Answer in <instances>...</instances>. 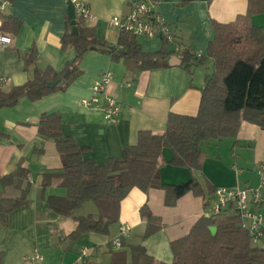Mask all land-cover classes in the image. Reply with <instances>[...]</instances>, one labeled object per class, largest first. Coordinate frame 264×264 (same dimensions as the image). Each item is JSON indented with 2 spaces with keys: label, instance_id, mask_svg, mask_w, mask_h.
<instances>
[{
  "label": "crops",
  "instance_id": "0c3cea01",
  "mask_svg": "<svg viewBox=\"0 0 264 264\" xmlns=\"http://www.w3.org/2000/svg\"><path fill=\"white\" fill-rule=\"evenodd\" d=\"M91 11L94 28L103 42L117 46L120 32L110 27L113 18H125L140 0H84ZM156 11L175 34L178 48L168 59L167 68L151 71H128L123 60L110 54L89 52L80 65L82 76L64 92L52 93L38 101L22 99L12 108H0V176L14 173L20 162L27 160L32 184L29 205L8 216L6 225L0 220V264H27L25 257L37 249L43 255L41 264H75L83 247L91 250L85 264H113L119 250L114 241L122 227L129 229L126 246L141 243L146 223L140 210L147 205L160 218L164 228L144 245L156 263L171 264V243L188 235L196 222L205 216L204 200L187 194L174 207L165 204L164 190L144 193L133 190L121 204L120 222L110 236L84 235L85 243L74 253L61 250V244L77 228L71 217H61L47 209L41 190V177L49 170L62 168V160L53 141H45L42 156L33 155L41 146L38 126L42 115L62 116V134L87 149L84 158L104 164L119 159L126 147L137 143L141 131L164 134L170 113L195 116L200 107L206 79L214 72V61L208 57L214 40V24H229L247 12L248 0H150ZM70 0H11L8 16L16 18L20 27L12 35L13 44L0 51V77L7 78L10 89L25 85L33 77L27 58L33 48L39 54L38 66L62 72L76 58L74 49L63 50L62 38L67 32ZM253 25L264 30V14L252 18ZM145 53L161 51V39H138ZM189 50L194 59L183 64L180 53ZM185 66H188L186 68ZM113 74L107 94L122 103L116 124L105 120L102 110L87 108L83 99L91 97V87L105 73ZM5 89V90H6ZM206 154L200 172L169 164L171 149H165L161 181L166 186H179L196 178L202 187L248 188L258 185L256 169L264 164V131L243 122L236 139L205 142ZM47 195L64 196L63 189H49ZM212 205V202H211ZM95 213V212H91ZM70 240V239H69ZM71 241V240H70ZM123 241V240H122ZM78 242V241H72ZM113 251V253H112ZM130 259L128 258V263Z\"/></svg>",
  "mask_w": 264,
  "mask_h": 264
},
{
  "label": "trees",
  "instance_id": "16d2710c",
  "mask_svg": "<svg viewBox=\"0 0 264 264\" xmlns=\"http://www.w3.org/2000/svg\"><path fill=\"white\" fill-rule=\"evenodd\" d=\"M263 14L264 0H248L245 15L229 24H214L215 37L208 50V57L214 61V72L206 79L198 113L195 116L170 113L164 134L141 131L137 143L126 147L119 159H109L101 165L86 160L87 149L62 134V116L42 115L38 126L42 143L33 155L44 154L45 141L51 140L56 145L62 168L45 172L40 186L47 209L76 221L77 228L67 239L79 241L89 234L110 236L112 227L120 222L121 204L131 191L164 190L167 207H174L179 199L193 194L203 198L206 210L188 235L171 243V264H264V240L261 245H254L240 227L239 216H207L217 189L209 183L202 187L196 178L179 186H166L161 181V168L166 164L165 149L173 152L169 164L200 172L206 159L203 143L236 139L243 122L264 131V30L252 23L254 16ZM3 19V31L11 36L16 34L19 21L8 15ZM72 28L68 19L67 32L61 42L63 50L76 51L75 60L62 72L49 67L41 69L39 54L33 48L27 58L33 77L23 86L0 90V108H12L22 99L35 102L52 93L66 91L82 76L80 65L92 47L108 49L113 59L123 60L130 72L167 68L169 57L175 54L168 53L169 45L178 48L176 42L162 38L165 46L161 51L145 53L138 43L139 38L127 32H120L117 46H109L88 21L81 18H77V34L72 33ZM119 51L125 54L117 55ZM180 56L183 64L194 59L189 50L181 52ZM51 82L59 83L49 88ZM26 162L23 159L14 173L0 176V220L5 225L11 213L29 205L32 184ZM49 189H63L66 194L47 195ZM88 203L95 205L96 212L77 215ZM140 216L146 223L141 243L126 246L123 238L122 247L113 255V264H165L156 263L144 245L164 228L160 218L154 216L147 205L141 208ZM211 227L217 229L215 235ZM112 244L113 241L109 243Z\"/></svg>",
  "mask_w": 264,
  "mask_h": 264
},
{
  "label": "built area",
  "instance_id": "2783aa9c",
  "mask_svg": "<svg viewBox=\"0 0 264 264\" xmlns=\"http://www.w3.org/2000/svg\"><path fill=\"white\" fill-rule=\"evenodd\" d=\"M74 6L76 18H81L90 24L93 20L90 8L84 0H70ZM11 0H0V51L8 50L13 44L11 35L3 31L4 19L8 15ZM110 27L119 32H127L139 39H165L170 43L175 42V34L171 27L165 23L156 11L155 3L150 0H140L131 14L125 18H113ZM113 82V74L105 72L91 87V97L82 100V105L87 108L102 110L105 120L109 124H116L122 113V103L115 97L107 94L108 86ZM9 87L7 78L0 77V90ZM258 185L242 188H219L212 200L209 215L223 216L236 214L240 218V227L246 231L254 245H261L264 240V164L256 169ZM129 236V229L122 227L118 237L113 241L116 249L122 247V239ZM91 255L88 247H83L75 264H85ZM44 261L39 250L25 257L27 264H41Z\"/></svg>",
  "mask_w": 264,
  "mask_h": 264
},
{
  "label": "water",
  "instance_id": "95a60500",
  "mask_svg": "<svg viewBox=\"0 0 264 264\" xmlns=\"http://www.w3.org/2000/svg\"><path fill=\"white\" fill-rule=\"evenodd\" d=\"M68 15H69V19L71 20V25H72V33L73 34H77L78 33V29H77V18H76V13H75V9L74 6L70 3L69 5V9H68ZM176 47L173 44H170L168 47V53H173L176 51ZM91 51H96L99 53H106L109 54V50L105 49V48H101V47H92ZM121 54H125V52L119 51L117 53V55H121ZM59 82H51L48 84L49 88H53L56 87L58 85ZM210 231L212 232L213 235L216 234L217 229L215 227H211Z\"/></svg>",
  "mask_w": 264,
  "mask_h": 264
},
{
  "label": "rangeland",
  "instance_id": "374dc122",
  "mask_svg": "<svg viewBox=\"0 0 264 264\" xmlns=\"http://www.w3.org/2000/svg\"><path fill=\"white\" fill-rule=\"evenodd\" d=\"M91 212H96V207L93 203H88L77 213V215H87ZM84 243H85L84 240H79L78 242H72L68 239L61 244V250L65 249V251H67L66 249L71 247L69 253H74L77 249L83 246Z\"/></svg>",
  "mask_w": 264,
  "mask_h": 264
}]
</instances>
